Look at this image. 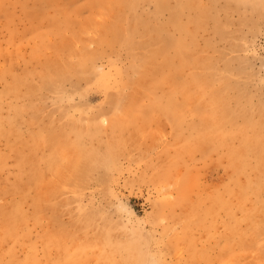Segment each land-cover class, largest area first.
Masks as SVG:
<instances>
[{
	"label": "rangeland",
	"instance_id": "obj_1",
	"mask_svg": "<svg viewBox=\"0 0 264 264\" xmlns=\"http://www.w3.org/2000/svg\"><path fill=\"white\" fill-rule=\"evenodd\" d=\"M253 136L264 0H0V264H261Z\"/></svg>",
	"mask_w": 264,
	"mask_h": 264
},
{
	"label": "bare ground",
	"instance_id": "obj_2",
	"mask_svg": "<svg viewBox=\"0 0 264 264\" xmlns=\"http://www.w3.org/2000/svg\"><path fill=\"white\" fill-rule=\"evenodd\" d=\"M164 7H165V5H163ZM160 7H161V5H160ZM163 9V8H162ZM177 13H178V10H176V9H173L172 11H171V17H169L170 18V21H172V22H174V20H177V18H176V15H177ZM199 21V20H198ZM197 21V22H198ZM178 55L179 56H181L182 55V50L178 53ZM179 60H182V57H180L179 58ZM169 61H167V63H168ZM49 68H47V69H45V71L43 72V74H42V76H43V79H45L46 78V76L49 74ZM86 70V69H85ZM84 72V71H83ZM176 81V78L174 77L172 80H171V83H173V82H175ZM177 84V87H179V88H184V85L182 84V83H176ZM216 95V94H215ZM221 96H223V95H221ZM214 98V97H213ZM215 100V99H214ZM220 101L221 100H223V99H221V97H220V99H219ZM219 101V102H220ZM110 102V101H109ZM215 103V102H214ZM213 103V104H214ZM115 108H116V106L115 105H113ZM219 105H217V107H218ZM112 108V107H111ZM215 117V116H214ZM217 118V117H216ZM217 121H219V120H217ZM216 120H215V122H217ZM214 123V122H213ZM215 124V123H214ZM217 124H218V122H217ZM218 127V126H217ZM46 132H47V137H44V136H41L40 137V141H39V144L40 145H48L50 148V150L52 151V152H54L55 154H57V153H59V152H61V145H62V143L64 142V139H63V135H62V133L61 132H58V133H54L53 132V130L51 129V128H49V127H47L46 128ZM254 138H249V139H247V140H245V145H244V147L243 148H241L240 150L241 151H243V152H246L247 151V149H245V148H248V149H250V151H251V155H253L254 157H256L257 159H258V157H259V153L261 152V151H263V149H264V145H263V142H261L260 141V139L258 140V138H256L255 136H253ZM80 149L78 150V153H81L80 155H78L77 157H76V163L77 164H80V163H82V160H83V157H82V153L83 152H85V150H86V148H83V147H79ZM242 149H244V150H242ZM87 153H89V152H86V154ZM54 160H55V158H54V156L53 157H51L50 158V160H49V162L47 163V168L50 170V174H53V173H58L59 175H60V177H61V174H60V172H58L57 170H55V168H54V166L52 165V163L54 162ZM96 161V160H95ZM96 163L98 164V161H96ZM85 168H90V166H88V165H86L85 166ZM75 170V172H81L82 171V169H80V168H75L74 169ZM41 176V173H38V177H40ZM27 181H28V183H30L31 184V181L29 180V178L27 177ZM54 183L52 182V181H46V182H44L43 180H42V178L41 179H39L38 181H35V188L38 190V194H37V197L39 198V199H45V198H47L48 196H50L51 195V193H50V190H51V186L53 185ZM36 205H41V203H39V201L37 200L36 201ZM88 221V220H87ZM88 223V222H87ZM81 224V223H80ZM85 224V223H84ZM82 227V226H81ZM106 228V227H105ZM103 230V229H102ZM54 231H56V230H54ZM54 231L53 230H49V232L47 233V235H46V241L47 240H49L50 241V243H52L53 241H54V235H56L55 233H54ZM99 232H101V230L99 229L98 230ZM104 231V230H103ZM105 232V231H104ZM57 233V232H56ZM61 233L62 232H60V235H61ZM57 234H59V232L57 233ZM60 235H57L58 237L57 238H59V236ZM107 238V237H106ZM108 239V238H107ZM104 240V239H103ZM107 241V240H106ZM45 243H47V242H45ZM54 243V242H53ZM87 244V243H86ZM125 244V246L127 247V246H129V243L128 242H125L124 243ZM50 245H52V244H50ZM49 245V246H50ZM84 245V244H83ZM81 246V247H85V246ZM48 246V245H47ZM133 248L135 249V247H134V245H133ZM136 250V249H135ZM134 256V255H133ZM132 256V257H133ZM139 256V255H138ZM131 257V256H130ZM131 257V258H132ZM135 257V256H134ZM137 257H135L134 259L132 258V259H129L128 260V256H126L124 259H123V263H125V264H137ZM262 259H263V262H261L262 260H259L260 262H261V264H264V257H262Z\"/></svg>",
	"mask_w": 264,
	"mask_h": 264
}]
</instances>
